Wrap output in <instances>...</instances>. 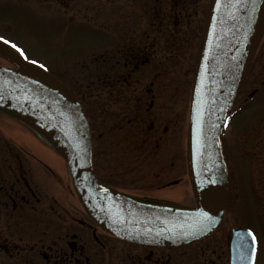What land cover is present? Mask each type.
<instances>
[{
  "label": "flooded vegetation",
  "instance_id": "1",
  "mask_svg": "<svg viewBox=\"0 0 264 264\" xmlns=\"http://www.w3.org/2000/svg\"><path fill=\"white\" fill-rule=\"evenodd\" d=\"M211 1L0 0V10L30 2L88 32L70 52L72 60L86 62L72 68L67 85L87 117L94 169L104 186L149 203L189 204L151 195L177 191L188 158L172 173L164 163L151 164L150 138L157 124L161 136L172 122L184 120L188 128L186 107L188 102L190 114ZM93 113L102 139L99 169ZM5 119L14 131L0 119V264H231L238 229L254 233L256 255L264 246V34L222 139L228 195L221 222L189 244H142L109 233L85 208L70 166L56 162L60 155L28 149L26 122ZM248 215L257 224L243 219Z\"/></svg>",
  "mask_w": 264,
  "mask_h": 264
},
{
  "label": "water",
  "instance_id": "2",
  "mask_svg": "<svg viewBox=\"0 0 264 264\" xmlns=\"http://www.w3.org/2000/svg\"><path fill=\"white\" fill-rule=\"evenodd\" d=\"M263 32L264 0H212L189 120L188 165L196 206L146 203L101 184L94 173L89 124L73 91L2 43L0 55L17 68L0 66V108L52 141L70 166L85 208L107 231L143 244H188L209 236L221 222L228 194L222 138ZM249 232L234 231L231 264H247L241 255L249 253L254 263L256 240L247 251L241 247L251 240Z\"/></svg>",
  "mask_w": 264,
  "mask_h": 264
},
{
  "label": "rangeland",
  "instance_id": "3",
  "mask_svg": "<svg viewBox=\"0 0 264 264\" xmlns=\"http://www.w3.org/2000/svg\"><path fill=\"white\" fill-rule=\"evenodd\" d=\"M70 20L63 16L57 15L51 9L40 8L32 5V3H24L22 5H12L0 10V36H3L10 47L15 44L21 51H16L25 60L35 62L45 67L50 74L58 77L62 82L68 84L70 79H73L74 69L79 66L82 61L85 60H72L71 51L75 50L76 46L80 42V35L86 36L87 31L80 25H72L69 23ZM87 32V33H86ZM87 39L84 38V42ZM86 45V43L84 44ZM84 50V49H83ZM23 53V55L21 54ZM90 62L91 59H88ZM0 65L10 68H15V65L5 57L0 56ZM79 78V77H78ZM75 79L74 82H76ZM80 83L83 81V77H80ZM81 92L84 93V89L81 87ZM189 96V94H187ZM88 99V98H87ZM86 99V100H87ZM90 101V100H89ZM87 102L88 105L92 104V101ZM95 107L98 109L100 105L98 101L94 102ZM172 104H174L172 102ZM182 109V108H181ZM187 121L189 120V104L187 102ZM97 113V111H95ZM98 114V113H97ZM174 111L171 112V118H173ZM15 116L5 110L0 109V119L2 122H6L5 118ZM11 122V119H9ZM92 123L94 124V152L96 156V165L99 169L103 167L102 156H101V140L98 136L99 133V117L92 114ZM10 122H6L8 125L5 129L14 131V125ZM172 122V121H170ZM10 123V124H9ZM158 125V124H157ZM155 125L152 130L155 129L154 135L150 138V156L151 164H166V167H170L172 170L178 169L179 166L187 165V139H188V128L184 126V120L180 123H170L169 130L165 136H161L163 127ZM160 125V124H159ZM19 131L18 125L15 126ZM6 131V130H5ZM185 133V134H184ZM25 136L27 139L26 146L30 148H39L44 153L57 152L52 148L50 142L38 133L26 123ZM52 146V147H51ZM56 152V153H55ZM53 159H56L53 157ZM153 160L155 162H153ZM58 164H67L68 162L61 156L56 159ZM112 161L110 160L106 166L111 167ZM156 169L154 176L156 178ZM178 175V174H177ZM177 178L174 175L170 179ZM157 179V178H156ZM154 179V180H156ZM158 183H154L153 187H157ZM155 189V188H154ZM153 196L167 197L177 199L189 204H195L192 200L193 192L190 189L189 173L187 169L185 181L177 191H173L170 194L152 191ZM175 195V196H174ZM192 200V202H191ZM244 220L249 223L257 224L256 218L252 215H248ZM264 238V236H262ZM254 264H264V246L261 247L259 253H257Z\"/></svg>",
  "mask_w": 264,
  "mask_h": 264
},
{
  "label": "snow or ice",
  "instance_id": "4",
  "mask_svg": "<svg viewBox=\"0 0 264 264\" xmlns=\"http://www.w3.org/2000/svg\"><path fill=\"white\" fill-rule=\"evenodd\" d=\"M0 40H3L4 43H6V44L9 43L7 40H4L3 37H0ZM11 47L14 48V49H16L17 51H21L20 49H18V48L16 47L15 44H12ZM21 54L23 55L22 52H21ZM33 63H35V62H33ZM41 67H43V66L41 65ZM201 215H202L205 219H207V220H211V218H210V217H207L206 214H203V213H202ZM200 230L202 231L203 228H200ZM247 235H248L249 237H251V240H250V241H246L244 244L241 245V247H243L246 251L252 246L253 242L255 241V236H254L251 232H249ZM252 251L254 252V248H253ZM241 259H242V260H245V259H246L247 264H252V253H249L247 257H245V256L242 254V255H241Z\"/></svg>",
  "mask_w": 264,
  "mask_h": 264
}]
</instances>
